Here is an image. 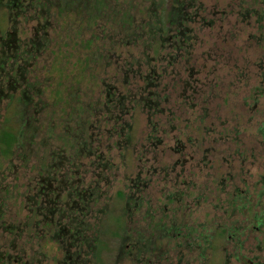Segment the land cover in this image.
Masks as SVG:
<instances>
[{
    "label": "flooded vegetation",
    "instance_id": "obj_1",
    "mask_svg": "<svg viewBox=\"0 0 264 264\" xmlns=\"http://www.w3.org/2000/svg\"><path fill=\"white\" fill-rule=\"evenodd\" d=\"M82 13L78 0H0V158L9 155L25 160L33 155L37 142L39 156L47 161L37 175L31 176L30 172L25 175L24 172L28 191L25 194L24 190L21 197L23 201L26 199V214L23 218H14L15 221L12 218L14 215L5 220L3 210L15 197L11 191L15 184L10 186L9 182H2L14 165L9 159V165L0 166V264H105V257L101 255L109 248L102 239L106 235L117 240L112 247L116 252L113 264H121L129 257L131 264H207V248H215L213 241L223 238L232 244L225 264H264V175L260 181L262 188L256 191L257 196L254 197L253 189L257 190L260 182L251 183L232 170L222 171L216 166L211 158L212 153L216 157L219 154L216 145L203 151L198 137L191 148L187 143L183 144L179 132L172 137V143L169 142V134L165 135L166 139L158 135V126L167 119L168 122L178 121L179 117L173 112L176 105L196 109L205 103L200 99L204 93L202 86L196 85L198 80H193L198 71L170 69V66L173 67L172 53L159 58L147 55L145 64L150 68L145 70L140 56L134 69L131 68L134 62L124 61L126 75L123 82L128 84L124 92L104 77L103 89L99 92L105 96L96 101L91 97L85 106L79 104L80 100L72 105L66 103L59 93L54 103H48L41 96L42 91L37 88L40 81L34 83L31 80L30 76L34 77L31 72L35 69L30 68H36L39 63L45 64L49 59L45 57V52L50 48L52 55H49L54 61L61 56L62 59L75 60L77 54L85 57L88 63L92 61L96 28H93L95 25L89 13L82 20L78 18ZM105 24L108 23L103 24L104 38L101 41L105 47L100 51L112 57L115 53L109 51V39L104 36L107 32ZM62 25L64 32L59 30ZM167 26L166 37H159L160 46H165L166 42L170 48H175L176 31L171 24ZM49 29H57L60 33L56 31L51 37ZM163 31L160 29L155 33ZM125 36L119 44L129 40L136 43L140 39L138 32L134 37ZM83 44L86 46L85 54L82 49L78 50ZM183 51L187 49H181L176 60ZM106 56L102 59L107 66L109 58ZM158 60H166V67L165 64L158 66ZM127 64L129 69H125ZM186 71L190 72L188 77ZM102 72L105 73L104 70ZM131 75L142 79L144 85L138 86L135 81L131 83ZM131 84L132 87H129ZM93 89L85 93L93 96L90 94ZM79 92L80 89L75 88L71 95L76 96ZM174 93H179V101L174 102L175 106L166 105ZM145 94L149 98L146 99ZM199 100L202 102L198 103ZM66 104H70L67 111ZM11 107L15 111L6 118L4 110ZM141 108L150 115L152 131L144 143L133 144V123ZM168 112L170 116L166 117ZM183 121H186L185 128L189 119ZM42 125H47V128L37 136ZM57 126H60L59 132ZM259 132L264 138V124ZM108 137H119L116 145L125 149L124 156L133 157L134 161L137 158L138 161L133 170L126 166L123 173L127 182L123 192L125 214L118 218L121 222L118 236L113 234L114 231L109 230L110 233L96 224L92 225L94 221L104 220V217L99 219L94 215V207L98 199L96 192L109 177L108 150L101 148ZM186 140L193 143L191 138ZM163 141L167 143V150L174 152L178 159L160 166L158 153L164 151L161 149ZM227 151L230 153V149ZM236 151L234 153L240 157L248 155L245 151ZM251 155L257 156L254 153ZM84 157L91 159L87 167L80 162ZM231 157L232 154L226 157V161H230ZM189 163L193 165L189 166ZM201 164H210L212 172L207 174L208 182L197 183L194 182L196 174L192 169ZM150 172L154 175L164 172L166 175L168 192L165 205L157 207L153 198L147 200L142 196L143 175ZM89 173L92 178L87 181ZM206 188L211 193L217 191L210 197L211 201L217 202L215 206L222 214L216 216L220 219L213 230L206 226L204 220L194 217L203 208ZM144 206L147 207L145 216L134 219L136 214L131 211H138ZM100 211L104 212V208ZM248 212L252 215L245 219ZM238 214L244 218L243 221L234 219ZM158 215L164 217L160 218L162 222L151 224L148 236L144 237L148 231L140 222L142 219L147 222L148 218L153 222ZM125 217L128 219L126 225ZM252 232L256 234L252 235ZM46 244H53V255L49 254Z\"/></svg>",
    "mask_w": 264,
    "mask_h": 264
},
{
    "label": "rangeland",
    "instance_id": "obj_2",
    "mask_svg": "<svg viewBox=\"0 0 264 264\" xmlns=\"http://www.w3.org/2000/svg\"><path fill=\"white\" fill-rule=\"evenodd\" d=\"M111 1L115 6H117V4H125L127 6L131 1H134L137 9L133 10L132 13L136 16L137 21L147 22L150 20L148 8L152 3L151 0ZM167 1L169 0H163L161 7L157 11L158 18L161 17L165 20L164 12H166L168 8ZM173 2L174 5H180V3H185L186 5L184 11L189 19L183 23V27L187 28V34L190 36V39L186 47L187 51H183L179 59L173 60V67L170 66V69L184 70L187 68L190 70L193 69L195 72L198 71L193 80H198V82H195L196 85L202 86L201 89L204 90V93L201 94L202 97L200 99L205 103L196 109H192L189 106H186L188 109L179 105L175 106L174 102L179 101L177 98L179 93H174L171 97V101L166 103V105H174L177 108V111L176 108H174L175 111L173 112L176 114V117H179L178 121L174 120L168 122L167 119V121L158 126V135L162 137V139H166L165 135L167 137V134H169L168 136L170 138L168 139L169 142L172 143V137L178 135L177 133L179 132L180 135L178 136L182 139L183 144L187 143L186 145L191 148L194 146L198 137V143L199 145L202 143L203 151L211 148L212 145H216L219 154H217V157L214 153L211 155L216 166H219L222 171L232 170L236 173L235 175L247 178L251 183L260 182L264 175V138L261 132H259L260 127L264 124V0H175L172 1L171 4ZM85 16L86 12L79 14L78 18L82 20ZM103 22H101L102 24L100 26L95 25L93 27L96 28V30H94V35L97 34L98 36L94 41L95 47L92 49L93 57L90 63L86 61L85 57L79 56V54H77L75 60L73 58L72 60L62 59L61 56V58H58V61H54L53 57L50 56L52 55V49L50 48L49 51L45 52V57L49 58L46 63H39L36 65V68H30V70L35 69L34 72H31L34 77L32 78V76L29 75L31 80L34 83L37 80L40 81L37 83V88L41 89V96L48 101V103L56 102L59 94L61 98L65 99L66 103H70L71 105L80 100L79 104L81 103L85 106L86 103L91 100V97H93V101H96V99H100V96H105V94L99 92L103 89L102 79L104 77L107 82L113 83L124 92L128 86V84L123 82L126 75L124 61L134 62L135 65L131 66V68L134 69L138 64L137 59L142 56L140 58L142 68L148 70L150 67H147L148 64H145L147 55H155L159 58L160 55L168 57L169 53L174 55L177 52L174 47L170 48L166 42L165 46H160L161 41L159 37L161 35L166 37L168 34L166 29L161 33H155V31H149L148 28L140 30V27L137 26L136 34L137 32L140 34V39L136 43L133 40H129L119 45L115 44L113 48L108 46L111 50V54H115H113L112 59L108 60V65L106 66L104 65V59L98 56L101 52V48L103 49L105 47V44L101 42L103 37ZM105 26V29L109 33L117 37L115 38L116 40L121 38L118 34V31H120L119 24L110 20ZM165 27L166 26H164V28ZM63 28L62 25L59 30L64 32L63 30H65V28ZM59 30L49 29L50 36L54 37L56 31L60 33ZM84 36L88 37L86 34ZM144 40L147 41V45H144ZM80 49L83 50L84 54L86 53L85 44H83V47H78L79 52ZM163 64H165L164 66L166 67V60H158V66L163 67ZM129 67L130 66L127 64L125 69H129ZM103 70L105 73L102 72ZM189 75L190 72L186 71V76L188 77ZM171 77L172 76H170V78ZM130 80L131 83L135 81L134 84L138 86L144 85L142 79H136L132 75ZM92 87L94 89L90 94L93 96H90L85 92ZM129 87H132V84ZM75 88L80 89V92L75 94L76 96L73 94L71 95ZM201 100H199L198 103H201ZM70 104H66V111ZM5 105L6 104H4V106ZM14 111L15 108L12 107L7 111L4 110L6 113L5 117L7 118V115L11 117ZM47 114L49 115V113ZM61 114L64 115L63 112H61ZM138 114L136 121L133 123V144L144 143L146 137L152 131L151 122L149 120L150 115L147 110L141 108V112ZM28 115L29 113L25 116V119ZM168 116H170L169 112L166 117ZM161 117L164 118L163 116ZM6 118H4V120ZM174 118L175 117H173V119ZM186 119H189L188 126L184 128L186 121L184 122L183 120ZM127 120L131 121L128 117ZM59 127L57 128L58 132ZM46 128L47 125H42L36 135L40 136L41 133L45 132ZM163 130L166 131L164 132ZM227 131L229 132L227 133ZM187 138H191L193 143L189 140L187 141ZM215 139L216 142H214ZM119 140V137H108L105 138L102 143L103 147L101 148L106 151L108 150L110 167L107 175L109 177L103 181L100 185V189L96 192L98 199L95 203L94 209L96 211L94 215H97L99 219L104 217V220L103 222L94 221L92 224L98 225V228L105 231L109 228L112 232L120 230L119 225L121 222L120 220L118 221V218L120 215L122 216L125 214V199L123 195L127 183L123 174L125 167H132L133 170L138 163L137 158L134 161L133 157L124 156V154H126L125 149L121 146L117 147L116 145V142ZM192 144L193 146H191ZM96 145L97 143L95 146ZM122 145H124L123 142ZM163 145L161 149L164 151H159L158 153L160 156V164L158 163V165L160 166L170 164L178 159V156L174 152L167 150V143H165V141H163ZM227 149H230V153ZM237 149L247 152L248 155L245 157L238 156V153H234L237 152ZM189 150L191 149L189 148ZM34 151L33 155L26 157L25 160L21 157L17 158L9 155L0 158V166L9 165V159H11L14 165L8 177L2 178V182H9L10 186L15 184L13 185V190L11 189L15 197L9 200L8 206H5V208L3 207V210H5V220L8 219L10 215H14L12 218L13 221H15L14 218H23L26 214L24 207L26 199L23 201L21 197V193L24 190L25 194H27L28 191L27 180L23 177L24 172L25 175L28 174V172H30L29 174L31 176L37 175L41 170L40 167L46 166L47 164V161L42 160L39 156L40 153L37 148V142L34 145ZM203 151L200 152V156L203 155ZM253 153L257 154V156L253 157L251 155ZM230 154H232L231 159H228L230 161H226V157ZM249 155L250 157H248ZM90 161L91 159L89 157L80 159V162H83L86 167L90 164ZM191 165H193V163H189V166ZM231 166L234 169H232ZM211 167L210 164L207 166L201 164L199 167H193L192 170H194L196 174V176H194V182L198 183L203 180L208 182L209 177L207 174L212 172ZM160 173L161 172L156 175H154L153 172L145 173L142 183V196L146 197L145 199L147 200L153 198V202L157 203V207L166 204V193L168 192L166 188V175L164 172ZM86 177L87 181H90L92 178L91 173ZM261 188L262 184L260 182L257 190L253 189L252 194H254V197L257 196L256 191H260ZM214 193H217V191L215 190ZM214 193H211L210 190L206 188V198L203 202V208L199 214L196 212L194 216L200 219V221L204 220L206 226L210 227L212 230L216 228L217 221L220 219L216 216L221 214V211H218L215 206L217 202L211 201L212 197L210 196ZM214 196H216V194ZM102 208H104V212H98V210ZM146 208L147 207L144 206L138 211H134L133 209L131 213L133 215L136 214L134 219L144 217ZM153 209L152 211L156 212ZM250 215H252V212L251 214L248 212L245 219ZM160 218L163 219L164 217L158 215L154 218L153 222H150V218L147 219V222L143 219L142 222H140V220L138 221V224L140 222L142 227L148 231L144 233V237L148 236L151 224L154 225L155 222H162ZM234 219L240 221L244 220L239 214L235 216ZM127 221V218L124 219V225L127 224ZM194 222H197V220ZM0 234H2L1 230ZM251 234L254 235L256 232H252ZM102 237L103 241L108 243L109 248L103 250L101 257H105V264H113V257H115L116 252L112 247L115 246L117 240L113 239L111 235ZM231 245L232 244H230L229 240L226 238L218 241L214 240L213 247L215 246V248H207L206 251V258L208 257V260H206L207 264H225V259H227L228 254L231 252ZM46 246L49 254L53 255V251L51 250L53 244H46ZM131 261L129 257L121 264H131Z\"/></svg>",
    "mask_w": 264,
    "mask_h": 264
},
{
    "label": "trees",
    "instance_id": "obj_3",
    "mask_svg": "<svg viewBox=\"0 0 264 264\" xmlns=\"http://www.w3.org/2000/svg\"><path fill=\"white\" fill-rule=\"evenodd\" d=\"M172 1L175 0L167 1L168 8L167 11L164 12V20L161 17L158 18L157 13V11L162 5L163 0H151L152 3L148 8V12L150 13V20L147 22H138L136 16L134 15V13H132L133 10L137 9V6L135 5L134 1H131L127 6L125 4H117V6H115L111 0H78V6L79 11H83V13L86 12L91 15V20L94 22V25L100 26L102 24L101 22L106 21L108 23L110 20L120 25V31H118V34L121 38L119 40H116L115 38L117 37L109 33L108 31L106 32V34L104 32V36L110 40L109 46H111V48H113L115 44H119L121 40L126 37V34H128V36L130 37H134V35L136 36L137 26L141 27V29L148 28L151 32H159L160 29H165L166 27H168V24H171L173 30L176 31L175 37L177 38V45L175 46V50H177V52L176 54H174L173 58V60H176L178 52L181 49L186 50V47L188 46L187 44L190 39V36L187 34V28L183 27V23L189 18L184 11V7L186 6L185 3H180V5H174V2L171 4ZM164 26L166 27L164 28ZM97 36V34L94 35L95 38H97ZM146 42L147 41H145L144 45H147ZM109 51L111 53V50ZM98 56H100L101 58H105L106 55L101 51ZM106 57L107 59H112L111 55ZM144 97L146 99L149 98L147 94H145ZM118 231L119 230L114 231L113 234L115 236H118ZM109 232L111 233V231Z\"/></svg>",
    "mask_w": 264,
    "mask_h": 264
}]
</instances>
